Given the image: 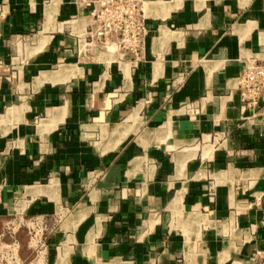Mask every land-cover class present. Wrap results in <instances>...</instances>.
<instances>
[{"label": "crops", "instance_id": "0c3cea01", "mask_svg": "<svg viewBox=\"0 0 264 264\" xmlns=\"http://www.w3.org/2000/svg\"><path fill=\"white\" fill-rule=\"evenodd\" d=\"M90 9L0 0V264H264V0H142L134 52Z\"/></svg>", "mask_w": 264, "mask_h": 264}, {"label": "built area", "instance_id": "2783aa9c", "mask_svg": "<svg viewBox=\"0 0 264 264\" xmlns=\"http://www.w3.org/2000/svg\"><path fill=\"white\" fill-rule=\"evenodd\" d=\"M88 5L92 23L90 37L102 46L109 45L113 37L119 48L137 51L148 28L142 13V0H82ZM236 89L240 93L242 108L254 106L264 92V51L259 57L246 59L237 77ZM187 109L192 111L190 105ZM9 255L6 264H12Z\"/></svg>", "mask_w": 264, "mask_h": 264}]
</instances>
